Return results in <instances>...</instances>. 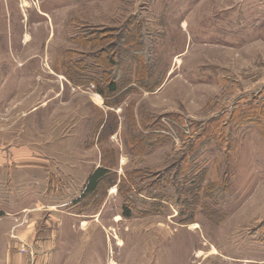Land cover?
<instances>
[{
    "label": "rangeland",
    "instance_id": "374dc122",
    "mask_svg": "<svg viewBox=\"0 0 264 264\" xmlns=\"http://www.w3.org/2000/svg\"><path fill=\"white\" fill-rule=\"evenodd\" d=\"M22 4L0 0V264L23 209L102 214L95 264H264V0Z\"/></svg>",
    "mask_w": 264,
    "mask_h": 264
},
{
    "label": "crops",
    "instance_id": "0c3cea01",
    "mask_svg": "<svg viewBox=\"0 0 264 264\" xmlns=\"http://www.w3.org/2000/svg\"><path fill=\"white\" fill-rule=\"evenodd\" d=\"M0 150V180H1ZM10 213L8 229L3 238L2 264H95L97 255L83 254L81 242L89 231L105 228L103 215L81 213L39 214L26 212ZM44 222V224H41ZM2 218L0 217V229ZM102 223V226L99 224ZM84 256V257H83ZM100 259V258H99ZM86 263V264H87Z\"/></svg>",
    "mask_w": 264,
    "mask_h": 264
},
{
    "label": "trees",
    "instance_id": "16d2710c",
    "mask_svg": "<svg viewBox=\"0 0 264 264\" xmlns=\"http://www.w3.org/2000/svg\"><path fill=\"white\" fill-rule=\"evenodd\" d=\"M116 84L112 83L108 89L110 90L111 93L116 92ZM101 95H105V91L102 89H99ZM108 174V171L106 168L103 167H98L97 169L94 170V172L91 174L89 177L87 186L85 188L84 195L86 193L91 194L97 191L100 187L101 181L105 178V176ZM2 211H0L1 214Z\"/></svg>",
    "mask_w": 264,
    "mask_h": 264
},
{
    "label": "bare ground",
    "instance_id": "6f19581e",
    "mask_svg": "<svg viewBox=\"0 0 264 264\" xmlns=\"http://www.w3.org/2000/svg\"><path fill=\"white\" fill-rule=\"evenodd\" d=\"M22 2H23V4H22L23 7H24V6H29V4H30V0H22ZM20 6H21V5H20ZM39 12H40L41 14L46 15V13L43 12L42 10H40ZM119 219H120V218H119ZM194 227H196V226H194ZM111 264H115V263L112 261Z\"/></svg>",
    "mask_w": 264,
    "mask_h": 264
}]
</instances>
